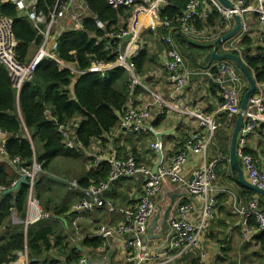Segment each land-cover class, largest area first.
<instances>
[{
    "label": "built area",
    "instance_id": "built-area-1",
    "mask_svg": "<svg viewBox=\"0 0 264 264\" xmlns=\"http://www.w3.org/2000/svg\"><path fill=\"white\" fill-rule=\"evenodd\" d=\"M39 1L3 0V3H14L19 13L26 16L33 24L41 38V43L33 57L23 62L16 54L18 40L13 29V19L0 18V64L7 69L18 91L27 80L33 77L35 70L44 59L56 62L60 68L68 69L73 74L99 72L101 76H105L106 72L113 68L123 66L130 73V89L144 85L137 77L130 58L138 53L137 41L143 28L157 30L158 22L168 29L160 39L170 45L164 66L171 84V96L176 98L191 83L193 72L184 66L182 53L175 45L173 33L176 27L167 17L162 19L160 16V9L167 5L169 0H142L141 2L106 0L114 10L132 11L128 28L118 32L106 31L105 23L92 14L85 0H53L52 4L47 3L45 8L39 6ZM208 1L228 19L233 18L235 14L241 17L240 35H250L252 25L245 19V15L248 12L255 13L263 30L254 37V48H259V53L264 57V0H226L231 4V8L224 6L218 0ZM201 7L202 0H191L183 12L178 30L184 36L201 39V31L193 24L194 20H200ZM87 18H93L97 26L104 31L102 37L118 39V55L114 64L99 61L93 68L86 71L76 68L73 62L61 59L58 53L60 38L67 32L83 30V24ZM129 34L132 37L126 42L124 39ZM110 47L107 42L104 48L109 50ZM203 74L218 88V95L221 97L219 107L213 112H206L203 108L197 107L194 101L190 102L191 107L186 109L185 113L195 118L203 131L193 132L186 140L184 149L174 155L169 163L161 165L154 173L150 167L140 165L132 156L119 158L115 155L105 157L103 153L90 155L91 169H97L102 162L107 161L109 172L105 180L81 190L82 196L74 205V212L78 219L103 206L105 193L117 181L138 176L145 178L140 201L135 206L121 209L122 220L118 225L103 224L98 230V237L103 241L100 247L102 251L106 250L107 242L112 237L116 235L124 237L125 248L128 251L127 264H171L176 257L182 258L184 254L198 247L203 231L211 225L216 215L219 206L216 180L218 167L224 162L225 155L219 151L215 157L209 159V152L221 128L234 129V118L242 112L243 85L238 70L231 60L212 61L203 69ZM150 94L152 101L143 102L139 107L130 104L122 115L120 128L124 134H140L146 130L147 125H152L155 119L153 105L161 108L173 107L156 92L150 91ZM223 115H226L225 120L222 119ZM259 123H264V95L258 91L249 97L244 113V123L237 139V154L251 184L264 189V170L258 166L257 160L245 151L248 137L252 135ZM77 128V122H69L61 124L58 131L66 146L75 149L81 155L86 153V150L72 138V136L75 137ZM6 139L7 132L0 126V162L8 159ZM162 147L160 141L152 143L154 150H162ZM190 154L198 155L200 159L192 171V176L189 177L185 172V166ZM9 163L12 166H19L22 163L21 157H14ZM41 171L42 167L36 161L33 162L32 167L19 166L20 176L27 177L28 205L24 219H19L16 213H13V218L26 228L54 217L52 212L43 208L36 194L38 174ZM17 183L18 181H14L12 187ZM166 183L173 186V190L180 195V199L167 218L165 237L169 247L164 249L150 244L147 237L153 217L165 213L164 206L158 202L157 197L162 193ZM71 186H76V183H71ZM7 189V186L0 184V198ZM182 198L183 201H181ZM238 211L242 215V238L248 239L255 231L264 233V208L260 205L259 196L255 195L246 208H239ZM251 221H254V226L251 225ZM90 260L89 257L83 256L77 264H96ZM30 263L26 248L18 251L15 259L9 264Z\"/></svg>",
    "mask_w": 264,
    "mask_h": 264
},
{
    "label": "trees",
    "instance_id": "trees-1",
    "mask_svg": "<svg viewBox=\"0 0 264 264\" xmlns=\"http://www.w3.org/2000/svg\"><path fill=\"white\" fill-rule=\"evenodd\" d=\"M85 1L92 14L105 23L106 31L118 32L128 28L131 17L129 10H114L107 4L106 0ZM137 1L141 2V0ZM205 1L208 4L202 5L200 20L193 21V24L202 33L201 39H205V41L198 43L183 34L176 35V32L174 33L181 52L192 61L193 66H200L201 68H206L210 63L214 42L217 39L215 37L227 34L235 26L233 18L224 17L210 1ZM52 2L53 0H40L39 6L45 8L47 3L52 4ZM190 2L191 0H169L168 4L160 9L161 18L167 17L174 27L180 26V18ZM1 17L13 19V29L18 40L16 54L21 61H29L41 43L37 30L26 16L19 13L16 5L12 2L3 3V0H0ZM83 25V30L67 32L60 38L58 53L61 59L73 62L76 68L86 71L93 68L99 61L114 64L118 55V39L102 37L104 31L97 26L93 18H87ZM167 31L168 29L162 26L157 31L149 30L148 33L161 37ZM107 42L111 46L109 50L104 48ZM254 42L255 39L250 35L238 34L235 38L220 44L218 52L228 51L239 56L257 84H264V57L259 53V48H254ZM162 44L165 45L166 43L162 41ZM226 44L229 45L228 50L224 48ZM166 45L168 47V44ZM147 59L146 48H141L137 55L130 58L139 79L140 74L145 69ZM232 62L246 84L242 87V100L249 83L237 64ZM129 86L130 73L123 66L113 68L106 72L105 76H101L99 72L73 74L68 69L60 68L56 62L44 59L35 70L33 77L27 80L18 91L7 69L0 64V126L7 132L6 148L8 152V159L0 162V184L11 188L12 183L19 181L21 177L19 166L32 167L34 161L40 164L42 171H44L57 158L80 159L85 157V153L80 155L75 149L66 146L58 131L59 126L69 122H77L76 135L72 138L75 143L87 150L95 139L109 136L115 127H119L122 115L131 104L130 100L133 94L140 88V86H136L134 89H130ZM210 88L218 95V88L211 81ZM157 108L159 109L157 111L163 110V113L161 112L157 116L155 114L152 126L163 120L167 113L166 109L158 106ZM222 119L225 120L226 115H223ZM236 120L237 117L234 118L235 124ZM263 131L264 123H259L252 134ZM121 132L123 133V131ZM145 132H149V130L146 129ZM125 141L128 145H132L133 150L127 152L124 157L116 156L119 158L132 156L137 161L136 153L142 140L130 134L125 138ZM182 145L180 143V146ZM230 145L231 140L228 141L224 150L225 163L229 160ZM184 147L185 144L180 151ZM245 151L256 160L258 159V166L264 170V160L258 158L255 151L247 145ZM16 156L21 157L22 163L19 166H12L9 161ZM87 158L90 160L88 155ZM108 172L109 163L104 161L97 169H91L79 184L82 188H87L91 184L105 180ZM90 179H92L91 182ZM129 179L131 178L126 180ZM38 185L39 180L35 190L38 189ZM28 191V184L23 183L17 191L0 198V264H9L15 259L18 251L26 248L31 259L30 264H46L41 262V255L49 249V235L54 233L55 228L48 226L33 234L30 226L26 228L20 224L11 225L10 222L13 213H16L17 217H25ZM36 194L39 197L37 192ZM242 195L250 200L257 194L244 188ZM259 199H261L262 204L264 197L259 196ZM67 210L68 208H64L62 212ZM60 213L61 210L55 209V215ZM7 223L10 228L4 230ZM251 225L254 226V221H251ZM262 235L264 242V233ZM102 242L100 237H94L93 240L86 238L80 244L82 247L99 249ZM73 247V255H75L76 261L87 256L86 254L83 255L78 247ZM34 259L35 261H33ZM191 259L190 264L201 263L198 259Z\"/></svg>",
    "mask_w": 264,
    "mask_h": 264
},
{
    "label": "crops",
    "instance_id": "crops-1",
    "mask_svg": "<svg viewBox=\"0 0 264 264\" xmlns=\"http://www.w3.org/2000/svg\"><path fill=\"white\" fill-rule=\"evenodd\" d=\"M203 4H208V2L202 0V5ZM129 11L132 15V11ZM245 19L250 21L252 25V30L250 32L251 37L254 38L263 30L255 13H246ZM233 20L234 25H236L234 17ZM158 24V28L163 26L160 22H158ZM175 27L174 33L176 32V35H178L180 33L178 30L179 26ZM174 33L173 37L175 40ZM147 34L152 37L149 36L145 44L141 39L144 46L138 45L139 39L137 41L138 53L141 48H146L148 53L145 69L143 73L140 74V80L144 85H139L140 88L137 89L135 93L133 91L134 94L131 98L133 101L131 102L130 100V102L132 105H135V107H139L143 102L152 101L150 91H154L173 106L172 108H164V110H167L165 118L153 126L159 132L168 131V134L164 135L161 141L163 145V160L160 164L161 166L171 161L172 157L182 149L187 138L193 132L203 131V129L199 127L197 120L185 113V110L191 107L190 102L194 101L197 107L203 108L206 112H213L219 107L221 97L212 91L208 80H205L202 76L205 67L193 66L192 61L181 52L184 66L193 72L192 82L185 87L176 98H173L171 96L170 80L168 76H166L162 64L168 57L170 45L168 44L167 47L166 42V46L159 43L157 39L160 37L156 36V34H150L148 31ZM140 36L141 35H139V38ZM216 38L219 37L216 36L215 39ZM194 40L198 43L205 41V39H193V41ZM175 45L179 48L176 40ZM148 85H152V88H149ZM242 85L243 87L246 85L243 80ZM259 93L264 95L263 86L259 87ZM176 105L177 107H175ZM157 109V105L152 106V110L156 116L161 114V112L163 113V110L157 111ZM121 131L119 124V127H115L109 136L95 139L86 150V153H88H85V157H81L80 159L57 158L39 175L37 193L41 199L43 208L52 212L54 217L50 220H43L40 224L31 225L30 228L33 234L48 226H53L55 228L54 233L49 235L50 246L48 247L49 249L41 255V262H45L46 264H77L79 259L76 261L75 255H73L72 247L74 246L78 247L83 255L86 254L91 260L97 262V264H127L128 253L125 248L124 237L119 235L112 237L107 242L105 251H102L100 248L93 249L87 246L82 247L80 242L86 238H92L93 240L94 237H98V230L103 224H110L111 226L118 225L122 220L121 209L135 206L138 201H140L143 194L145 178L138 176L129 180L122 179L117 181L112 188L105 193L103 206L94 209L92 212L87 213L79 219L74 212V205L79 201L81 190L84 189L80 186L79 182L87 176L92 168V160H88L87 155L89 158H91L90 155L99 153H103L105 157L110 155L124 157L127 152L131 151L132 145H128L127 141H125L128 135ZM150 132L151 131H143L138 135L132 136L142 140V142H140L141 144L138 146V152L136 153L137 162L142 166L153 169L154 165L159 161V156L158 151L152 148V143L160 140H158L153 132ZM232 132L233 129L228 128H221L217 132L210 148L209 159L215 157L219 151L224 153L228 141L231 140ZM104 139L106 140L104 141ZM133 140L136 141L134 138ZM180 143L183 145L180 146ZM247 146L254 150L256 156L263 161L264 131L252 134L247 141ZM199 159L200 156L198 155H191L189 157L188 163L185 166V172L189 177L192 176V171L199 162ZM242 169L245 179L249 181L248 174L243 165ZM21 178L22 177H20L19 180H21ZM91 180L92 179H90V182ZM74 182L76 186H71V183ZM243 187L249 189L240 182L238 173H233L229 155V160L226 163L223 162L218 167L216 190L219 206L208 231L202 237L201 244L203 247H200L199 242L198 247L194 249H198L195 254L193 253L194 250H192L184 254L182 258L176 257L171 264H190L191 258L198 259L201 264H216L218 259L224 262L223 264H264V242L262 233L255 231L248 239L241 237L242 215L239 213L238 209L242 207L246 208L251 201V199L247 200L243 197ZM256 194L262 196L258 193ZM179 199L180 195L175 193L173 186L169 183L165 184L162 193L157 197L158 202L164 206L165 211L172 200H174L175 205L179 202ZM259 200L261 204V199ZM181 201H183V198ZM261 206L264 208V202ZM64 208H68V210L62 212ZM55 209L61 210V213L55 215ZM157 215L160 216L159 224L150 232L152 222L155 218L154 216L151 220L147 239L150 244L167 249L169 244L165 237L166 228L162 232L163 214ZM12 218L13 216L10 218L11 225H23L22 223H17L14 218L12 220ZM18 218L24 219L25 217ZM8 228H10V226L7 223L4 230ZM209 231L211 233L210 237L207 236ZM151 233L153 237H149ZM200 252L203 253L199 256ZM191 254H193V256L190 258Z\"/></svg>",
    "mask_w": 264,
    "mask_h": 264
},
{
    "label": "water",
    "instance_id": "water-1",
    "mask_svg": "<svg viewBox=\"0 0 264 264\" xmlns=\"http://www.w3.org/2000/svg\"><path fill=\"white\" fill-rule=\"evenodd\" d=\"M224 6L231 8V4L229 2H227L226 0H219ZM235 21H236V25L234 26V28H232L227 34L220 36L219 38H217L214 42V50L212 52L211 55V62L212 61H223V60H231L234 61L237 66L239 67L240 71L246 76L248 83H249V87L246 90V92L243 95L242 101H241V113L238 115L237 120H236V124L235 127L233 129L232 135H231V145H230V164L233 170V173H238L239 175V180L241 183H243L245 186H247L249 189L253 190L254 192L258 193L259 195L264 196V189H261L253 184H251V182L247 181L244 177V173H243V169H242V164L241 161L239 160L238 154H237V139H238V135L240 133V130L242 129L243 123H244V113L246 112L247 106H248V101H249V97L256 92L257 90V82L255 80V78L253 77V75L251 74V72L248 70L246 64L243 62V60L233 54L232 52H224V53H220L218 52V46L224 42H226L227 40L237 36L240 33L241 30V26H242V20L241 17L239 15H233ZM132 35L129 34L128 36L125 37V41L127 42V40L129 38H131ZM147 130L153 132L158 140H160V142L162 141V137L166 134H168V131H157L151 124L147 125ZM158 156H159V161L154 165L153 167V172L155 173L162 160H163V152L162 150L158 151ZM23 183H27V177L23 176L21 178V180L18 181V183L11 187L8 188L4 193L3 196L11 194L15 191H17L20 187L21 184ZM174 206V200L171 201L170 205L168 206V208L166 209L164 215H163V222H162V232L164 231V229L166 228V222H167V218L170 214L171 209ZM159 218L160 216L157 215L155 216L153 222H152V227L150 228V232L153 231V229H155L158 224H159ZM149 237H153V234L151 233V235H149ZM35 261V259L33 260ZM90 262L92 263H96L93 260H90Z\"/></svg>",
    "mask_w": 264,
    "mask_h": 264
},
{
    "label": "rangeland",
    "instance_id": "rangeland-1",
    "mask_svg": "<svg viewBox=\"0 0 264 264\" xmlns=\"http://www.w3.org/2000/svg\"><path fill=\"white\" fill-rule=\"evenodd\" d=\"M147 31H149L147 28H143V30H142V32H141V36H140V38H139V43H138V45L140 44L141 46H144V44L148 41V38H149V36L150 37H152L151 35H148L147 34ZM235 38V37H234ZM141 39H142V42L144 43H142L141 42ZM158 40V42L159 43H162V40L160 39V38H158L157 39ZM234 44H235V41H234ZM229 47V45H224V48L226 49V48H228ZM165 62V61H164ZM162 64H163V70H164V72L166 73V76H168V74H167V71H166V69H165V66H164V63L162 62ZM201 74H202V72H201ZM202 76L205 78V80H208V82H209V84H210V80L207 78V77H205V75H203L202 74ZM191 82H192V80H191ZM212 82V81H211ZM213 83V82H212ZM213 84H215V83H213ZM216 85V84H215ZM149 86V88H152V85H148ZM261 86H263V88H264V84H257V90H256V92L255 93H258V91H259V87H261ZM133 100H131V102H132ZM163 146V145H162ZM162 150H163V147H162ZM60 158H64V157H60ZM43 171H41V172H39V174H38V180H39V175L42 173ZM57 185H59V184H57ZM64 186V185H63ZM36 192H37V190H36ZM12 220H13V218H12ZM210 227V226H209ZM208 227V228H209ZM208 228L207 229H205L204 231H203V233H202V235H201V238H200V247H203V245L201 244L202 243V237L204 236V234H206V232L208 231ZM210 235H211V233H210V231L207 233V236H209L210 237ZM194 250V249H193ZM198 251V249L197 250H194L193 251V253L195 254V252H197ZM201 253H203V252H200V254L199 255H201ZM191 256H193V254H191ZM188 257V256H187ZM11 263V262H10ZM224 262H222L221 260H217V262H216V264H223ZM225 264H229V263H225ZM245 264H249V263H245Z\"/></svg>",
    "mask_w": 264,
    "mask_h": 264
},
{
    "label": "bare ground",
    "instance_id": "bare-ground-1",
    "mask_svg": "<svg viewBox=\"0 0 264 264\" xmlns=\"http://www.w3.org/2000/svg\"><path fill=\"white\" fill-rule=\"evenodd\" d=\"M146 20V19H145Z\"/></svg>",
    "mask_w": 264,
    "mask_h": 264
}]
</instances>
